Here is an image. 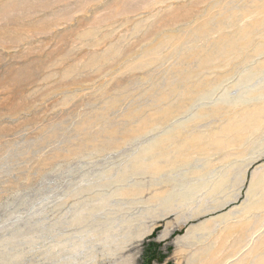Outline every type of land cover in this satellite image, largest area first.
Segmentation results:
<instances>
[{"label":"rangeland","instance_id":"374dc122","mask_svg":"<svg viewBox=\"0 0 264 264\" xmlns=\"http://www.w3.org/2000/svg\"><path fill=\"white\" fill-rule=\"evenodd\" d=\"M0 264H264V0H0Z\"/></svg>","mask_w":264,"mask_h":264},{"label":"trees","instance_id":"16d2710c","mask_svg":"<svg viewBox=\"0 0 264 264\" xmlns=\"http://www.w3.org/2000/svg\"><path fill=\"white\" fill-rule=\"evenodd\" d=\"M153 257L154 256L147 257V262L150 263L152 261V259H154ZM158 260H162V259L161 258H158Z\"/></svg>","mask_w":264,"mask_h":264}]
</instances>
